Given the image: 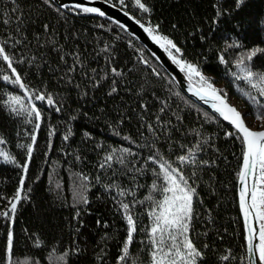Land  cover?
<instances>
[{
  "label": "trees",
  "instance_id": "16d2710c",
  "mask_svg": "<svg viewBox=\"0 0 264 264\" xmlns=\"http://www.w3.org/2000/svg\"><path fill=\"white\" fill-rule=\"evenodd\" d=\"M105 1L171 39L181 49L173 54L195 65L247 126L261 120L264 96L241 68L264 73V0H141L148 12L135 0ZM17 3L20 12L12 13L11 0H0V19L12 20L0 23V46L26 90L45 100L35 102L39 120L12 112L10 96L31 105L22 88L3 80L15 77L0 59V151L8 157L0 159V213L17 203L14 214L0 215V264H8L9 232L12 264H149V213L167 186L157 176L164 161L195 189L189 237L202 251L199 264H247L237 201L243 146L238 134L228 135L235 130L184 95L122 27L51 0ZM127 215L136 232L121 262Z\"/></svg>",
  "mask_w": 264,
  "mask_h": 264
},
{
  "label": "snow or ice",
  "instance_id": "6c2138e0",
  "mask_svg": "<svg viewBox=\"0 0 264 264\" xmlns=\"http://www.w3.org/2000/svg\"><path fill=\"white\" fill-rule=\"evenodd\" d=\"M47 2V0H45ZM242 2V0H238ZM11 3L15 5L12 8V13L20 12L19 4L17 0H11ZM123 5L124 0H120ZM136 5L143 12H148L149 9L141 3V0H135ZM66 7V6H65ZM76 7H81L76 5ZM83 13H98L100 16H104L105 13L98 8L94 7H82ZM12 22L10 18L0 19V23L9 25ZM22 22V21H21ZM144 31L151 37V39L164 49L168 53L170 59L179 66L180 71L184 72L188 81H192L193 77H199L200 87L196 88L194 94L199 96L200 99H211L215 101L212 104V108L216 113L228 121L236 130L234 133H228V135H239L243 146V167L239 173V180L243 187L240 191V208L244 214L245 227L248 232V252L253 257L258 258L259 264H264V131H253L246 126L245 120L242 114L234 107L230 106L226 99L220 95L218 90L207 81L197 67L191 63L182 61L175 53H180L181 49L169 39L167 36L155 34V30L152 27H144L140 25ZM123 27V25H121ZM158 27V26H157ZM47 29V25H45ZM19 31V28H17ZM7 44V40L4 41ZM256 50L249 53L248 60L252 59ZM0 59L7 62V67L11 69L14 74V79H11L8 75L3 76L4 81H10L11 83L18 85L22 89H26V85L21 82V76L17 74V70L13 67V59L6 53V48L0 46ZM244 65V59L238 61V66ZM115 73L116 69H112ZM241 71L244 73L243 79L247 81L251 86L257 89L261 96H264V73H254L247 68L242 67ZM241 77L237 76V79ZM255 78V82H253ZM115 91V89H113ZM36 100H45L44 95H36ZM251 100L259 105V101H256L255 97H251ZM48 104H52V97H47ZM7 103L12 106L11 111L16 114L27 113L29 117L35 115L37 120L40 119V111L37 110L35 105H32L30 110L26 108L20 96H10ZM15 105H19L17 108ZM261 109H264V105H259ZM59 111V109H57ZM257 119H264V111L257 115ZM39 128V125H36ZM149 130H152V126L148 125ZM67 138V137H65ZM36 137L32 136L33 143ZM125 153L130 150L124 149ZM28 156L31 157L32 146H27ZM115 153L105 157V161H112ZM7 159L8 157L5 156ZM150 160H154L155 157L150 156ZM178 159L181 162L187 161V156H180ZM120 164L124 163L123 156L117 158ZM110 166V165H109ZM101 167H104L102 164ZM24 172H27V165L23 166ZM162 175L163 180L166 182L165 187H161L159 190L163 193L161 200L155 201L152 196L147 197L148 200H153L154 207L149 213L152 223L150 231L148 232L149 240V264H199V261L203 259V254L200 249L197 248L193 240L189 237L190 221L193 215V196L195 189L191 188L188 184V180L181 171L177 168H173L167 161L159 164V173L157 176ZM249 175H255L256 183L251 189L247 186V177ZM24 181H20V189L13 197V201H19L23 190ZM153 189L157 190V185L153 184ZM120 195H124L123 192ZM249 195L251 203L248 202ZM87 203V201H84ZM123 209L127 210L129 205L122 204ZM17 209V203L10 201V210L0 213L4 217H9L10 214H14ZM255 214V219L260 221L259 227V243L253 244L254 234L256 229L249 223L250 218ZM128 231L126 241L122 248V255L119 257L121 262L125 261L129 257V248L133 242L134 233L136 232V225L131 215L126 216ZM12 251H13V236L9 232L7 236V245L5 248V256L8 264H12ZM66 255V254H65ZM63 259V257H62ZM252 264H257V260L253 259Z\"/></svg>",
  "mask_w": 264,
  "mask_h": 264
},
{
  "label": "water",
  "instance_id": "95a60500",
  "mask_svg": "<svg viewBox=\"0 0 264 264\" xmlns=\"http://www.w3.org/2000/svg\"><path fill=\"white\" fill-rule=\"evenodd\" d=\"M58 8L65 10V9H79L81 10L82 7H94L100 9L102 12L105 13L104 16H100L98 13H89L91 15L100 17L102 19H105L107 21H110L118 26L121 27L123 25V29L129 33L131 36H133L144 48H146L159 62V64L164 68V70L171 76V78L174 80L178 88L181 90V92L186 95L189 99H191L194 103H196L198 106L204 108L205 110L209 111L213 115H215L219 120H221L223 123L229 125L234 129V127L228 122L223 120L221 116H219L218 113L215 112V110L212 108V104L215 103V101H212L211 99H200L199 96L195 95L194 92L196 88L200 87L193 81H188L187 76L184 72L180 71V68L178 65L173 63V61L170 59L167 52L164 51V49L160 48L158 44H156L151 37L144 31V29L140 26L141 24L135 20L130 14H128L126 11L121 9L120 7L111 4L110 2H107L105 0H51ZM76 5H80L81 7H76ZM66 6V7H65ZM226 99V98H225ZM227 103L236 108L234 105H232L228 100L226 99ZM237 109V108H236ZM238 110V109H237ZM239 111V110H238ZM244 119V118H243ZM247 126V124H246ZM249 127V126H248ZM250 128V127H249ZM235 130V129H234ZM253 131H264L263 129H252ZM236 131V130H235ZM243 167V158L241 163L240 171ZM239 171V173H240ZM252 181H253V175H249L247 177V186L249 189L252 188ZM243 187L241 181L237 180V201H238V207L240 216L243 223V229H244V236H245V246H246V261L247 264H252L253 259L257 260L258 258L253 257L252 254H250L247 250L248 248V232L245 227V218L244 214L240 208V191ZM249 203H251L250 195H249ZM249 223L252 225L253 228L256 229V232L254 234L253 238V244L259 243V227L257 220L255 219V214L253 213V216L250 218Z\"/></svg>",
  "mask_w": 264,
  "mask_h": 264
},
{
  "label": "rangeland",
  "instance_id": "374dc122",
  "mask_svg": "<svg viewBox=\"0 0 264 264\" xmlns=\"http://www.w3.org/2000/svg\"><path fill=\"white\" fill-rule=\"evenodd\" d=\"M192 81L194 83H196L198 86H200V82H199V77H193ZM215 88V87H214ZM24 93H25V98L29 101L30 105H35V102H40L39 100L35 99L36 95H32L29 91H27L26 89H23ZM233 105V104H232ZM251 122V128L252 129H263L264 128V119L261 120H257V121H252ZM4 153H2V151H0V159H4ZM255 183H256V179H255ZM254 183V184H255ZM253 184V185H254ZM259 222V221H257Z\"/></svg>",
  "mask_w": 264,
  "mask_h": 264
},
{
  "label": "built area",
  "instance_id": "2783aa9c",
  "mask_svg": "<svg viewBox=\"0 0 264 264\" xmlns=\"http://www.w3.org/2000/svg\"><path fill=\"white\" fill-rule=\"evenodd\" d=\"M260 223H262V222H260V221L258 222L259 227H260Z\"/></svg>",
  "mask_w": 264,
  "mask_h": 264
}]
</instances>
